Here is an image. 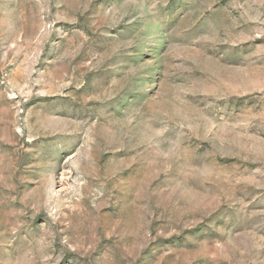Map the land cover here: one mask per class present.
<instances>
[{
    "label": "rangeland",
    "instance_id": "rangeland-1",
    "mask_svg": "<svg viewBox=\"0 0 264 264\" xmlns=\"http://www.w3.org/2000/svg\"><path fill=\"white\" fill-rule=\"evenodd\" d=\"M0 264H264V0H0Z\"/></svg>",
    "mask_w": 264,
    "mask_h": 264
}]
</instances>
